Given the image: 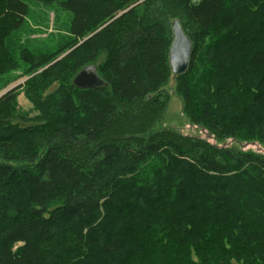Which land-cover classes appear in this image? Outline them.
Masks as SVG:
<instances>
[{"label":"trees","instance_id":"16d2710c","mask_svg":"<svg viewBox=\"0 0 264 264\" xmlns=\"http://www.w3.org/2000/svg\"><path fill=\"white\" fill-rule=\"evenodd\" d=\"M40 1L69 16L47 49L6 40L30 7L0 0V83L28 76L0 96V264H264V153L219 144L264 145V0ZM169 81L215 142L155 127Z\"/></svg>","mask_w":264,"mask_h":264},{"label":"rangeland","instance_id":"374dc122","mask_svg":"<svg viewBox=\"0 0 264 264\" xmlns=\"http://www.w3.org/2000/svg\"><path fill=\"white\" fill-rule=\"evenodd\" d=\"M26 1L30 9L28 15L25 17L23 26L19 30L2 27V33H6V40L13 44L15 48H18L19 45H24L30 48L47 49L50 48L51 43L64 41L69 36L67 32L68 13L61 10L56 1L52 4H45L46 1L40 0ZM68 51L69 50L63 53L62 56ZM14 74H19V72L14 71ZM27 78L28 76H22L14 80L11 79L6 85H1L0 83V96L10 89L22 84ZM164 88L169 93V99L163 116L155 127H171L184 134L199 136L215 142L201 127L192 125L188 122L182 111L181 98L172 91L173 83L169 81ZM17 92L15 106L22 112H26L31 116L35 115L37 111L31 100L24 94L22 89H19ZM56 101L58 102V98H56ZM219 144H227L242 150H253L264 153V145L257 142H242L239 144L227 140L219 142ZM28 198L32 200L31 197Z\"/></svg>","mask_w":264,"mask_h":264},{"label":"water","instance_id":"95a60500","mask_svg":"<svg viewBox=\"0 0 264 264\" xmlns=\"http://www.w3.org/2000/svg\"><path fill=\"white\" fill-rule=\"evenodd\" d=\"M172 39L168 51V63L173 77L184 73L188 67L192 45L178 19L171 22ZM101 83L96 67L84 66L74 76L73 84L80 89H88Z\"/></svg>","mask_w":264,"mask_h":264}]
</instances>
